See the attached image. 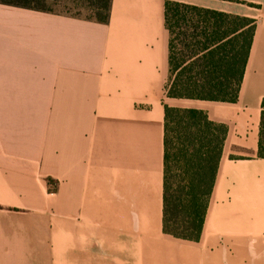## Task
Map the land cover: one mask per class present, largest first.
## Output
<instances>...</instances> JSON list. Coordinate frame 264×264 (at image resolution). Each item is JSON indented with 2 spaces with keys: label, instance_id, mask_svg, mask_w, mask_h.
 Wrapping results in <instances>:
<instances>
[{
  "label": "crops",
  "instance_id": "crops-1",
  "mask_svg": "<svg viewBox=\"0 0 264 264\" xmlns=\"http://www.w3.org/2000/svg\"><path fill=\"white\" fill-rule=\"evenodd\" d=\"M167 2L254 21L237 102L168 97ZM263 103L264 0L0 5V264H264ZM166 106L228 130L198 241L163 230Z\"/></svg>",
  "mask_w": 264,
  "mask_h": 264
},
{
  "label": "trees",
  "instance_id": "trees-1",
  "mask_svg": "<svg viewBox=\"0 0 264 264\" xmlns=\"http://www.w3.org/2000/svg\"><path fill=\"white\" fill-rule=\"evenodd\" d=\"M51 0H0V5L108 24L112 0H56L89 13L86 18L56 12ZM170 33L169 98L235 103L238 101L255 24L246 18L177 2L166 4ZM227 127L199 110L165 108V234L198 241ZM258 157L264 159V103ZM50 192L56 182L48 179Z\"/></svg>",
  "mask_w": 264,
  "mask_h": 264
},
{
  "label": "rangeland",
  "instance_id": "rangeland-1",
  "mask_svg": "<svg viewBox=\"0 0 264 264\" xmlns=\"http://www.w3.org/2000/svg\"><path fill=\"white\" fill-rule=\"evenodd\" d=\"M56 0H51L49 4H51V7H53L56 12L60 13H67L69 15H80L82 18H86L89 16V13L84 9H79L75 5L69 3L67 6L65 3L60 2L59 4L56 3Z\"/></svg>",
  "mask_w": 264,
  "mask_h": 264
}]
</instances>
